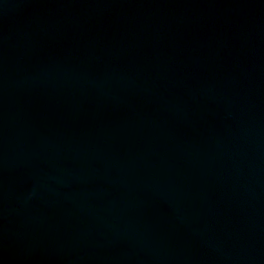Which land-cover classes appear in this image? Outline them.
<instances>
[{
    "label": "water",
    "instance_id": "95a60500",
    "mask_svg": "<svg viewBox=\"0 0 264 264\" xmlns=\"http://www.w3.org/2000/svg\"><path fill=\"white\" fill-rule=\"evenodd\" d=\"M0 264H264V0H0Z\"/></svg>",
    "mask_w": 264,
    "mask_h": 264
}]
</instances>
